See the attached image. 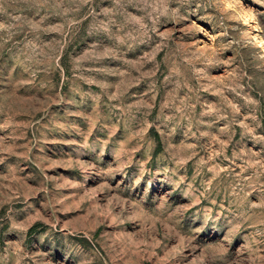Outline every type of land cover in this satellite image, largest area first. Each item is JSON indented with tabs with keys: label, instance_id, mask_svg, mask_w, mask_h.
Here are the masks:
<instances>
[{
	"label": "rangeland",
	"instance_id": "obj_1",
	"mask_svg": "<svg viewBox=\"0 0 264 264\" xmlns=\"http://www.w3.org/2000/svg\"><path fill=\"white\" fill-rule=\"evenodd\" d=\"M0 264H264V0H0Z\"/></svg>",
	"mask_w": 264,
	"mask_h": 264
},
{
	"label": "trees",
	"instance_id": "obj_2",
	"mask_svg": "<svg viewBox=\"0 0 264 264\" xmlns=\"http://www.w3.org/2000/svg\"><path fill=\"white\" fill-rule=\"evenodd\" d=\"M39 225V224H38ZM38 225H35V226H33L31 229H30V232H35L36 230H37V226Z\"/></svg>",
	"mask_w": 264,
	"mask_h": 264
}]
</instances>
